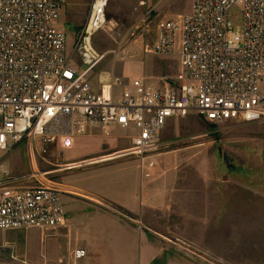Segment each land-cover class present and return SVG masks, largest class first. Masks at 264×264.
I'll list each match as a JSON object with an SVG mask.
<instances>
[{
    "label": "built area",
    "instance_id": "built-area-1",
    "mask_svg": "<svg viewBox=\"0 0 264 264\" xmlns=\"http://www.w3.org/2000/svg\"><path fill=\"white\" fill-rule=\"evenodd\" d=\"M65 3L0 0V232L45 233L67 226L66 185L38 172L37 186H11L5 160L27 139L49 145L57 129L71 137L91 128L105 134L136 131L128 150L62 167L71 170L116 157L143 159L169 145L161 137L172 121L192 115L212 124L264 123V0H193L186 15L161 20L141 1V35H154L153 42L143 44L144 55L177 56L180 70L159 89L144 78L124 84L110 77L99 90L90 74L106 54L95 49V37L120 31L121 24L109 18V0H93L74 45L82 68L69 54L67 33L60 27ZM235 8L242 15L239 32L230 19ZM125 36H135V29ZM114 53L121 59L127 55ZM86 257L85 249L74 252L76 261Z\"/></svg>",
    "mask_w": 264,
    "mask_h": 264
},
{
    "label": "rangeland",
    "instance_id": "rangeland-1",
    "mask_svg": "<svg viewBox=\"0 0 264 264\" xmlns=\"http://www.w3.org/2000/svg\"><path fill=\"white\" fill-rule=\"evenodd\" d=\"M109 1L108 16L121 24V30L115 33L101 31L95 37V49L100 54H106V58L90 74L92 84L99 89L102 76L118 77L124 84H128L125 80L133 81V76L142 72L141 64L149 61V55L143 53V44L148 39L149 42H153L154 35L148 39L141 35L142 26L139 24L145 11L139 7L141 1H145L148 7L154 9V19L161 20L178 19L186 15L193 0ZM92 2L93 0H66L60 21V27L67 33L68 52L82 68L85 67L74 53V45L88 20ZM230 19L234 30L239 32L242 26L240 10L233 9ZM132 29H135V36H127L126 39V33ZM120 50L127 52L124 59L114 53ZM168 61L170 72H177L175 66L177 56L169 57ZM127 66H130V69H127ZM144 79L147 81V78ZM53 132L56 135L55 142L45 145L39 139H27L6 158L5 167L9 172L8 179L12 187L17 189L35 187L40 180L35 174L49 173L42 177L68 187L67 191L70 194L65 195L63 202L69 217L70 198L73 197L126 221L141 234H146L148 243L156 248L151 254V264H181L185 260L192 264H251L254 263V255L258 257L261 249H264V222L261 221V218L264 219V123L212 124L197 115H192L169 124L161 137V140L169 142V145L147 153L143 159L136 158L139 163L142 161L146 163L148 160L145 158H152L148 166L146 165L150 170L145 173L149 178V186L157 189L156 194L161 188L165 190L171 188L175 194L176 188H180L183 183H187L189 187L194 186L198 177V180L205 184L204 199L215 203L219 198L225 205L221 208L222 213L223 210L227 212L228 203L234 202L236 208L245 206L247 212H251V217L253 215L257 217L256 223L247 221L245 228L243 222L238 220L237 213L235 232L228 227L225 236H222L223 225L229 226L226 220L227 213L219 218L215 216L216 228L211 230L209 236L203 238L196 235L186 238L181 236L178 229L173 233L163 227L153 228L142 214L127 213L103 199L71 190V170H63L62 167L71 165V156L87 148L86 141L78 138L85 135L71 137V134L61 129ZM127 141L128 139L122 136L112 140L113 143L121 145ZM44 150L47 152L44 153ZM125 159L128 158L104 164ZM144 168L146 169L145 164L141 165L142 174ZM185 168L186 173H181ZM157 175L161 177L154 180ZM208 184H211L209 190ZM176 216L178 217V214H174V217ZM260 224L263 225V231L259 227ZM219 227L221 229H217ZM60 231L61 235L58 234ZM79 242L73 240V244ZM76 249L77 247L71 249L69 220L66 227L52 232L43 233L36 229L0 232V264H85L74 261Z\"/></svg>",
    "mask_w": 264,
    "mask_h": 264
},
{
    "label": "crops",
    "instance_id": "crops-1",
    "mask_svg": "<svg viewBox=\"0 0 264 264\" xmlns=\"http://www.w3.org/2000/svg\"><path fill=\"white\" fill-rule=\"evenodd\" d=\"M148 57H150L148 58L149 61L141 64L142 72L134 75V80L142 77L147 78L146 82L148 84L159 89L165 86L166 81L174 79L180 70L181 65L178 57L175 65L177 72L175 73H171L169 70V57L161 58L156 55H149ZM124 64L122 65L123 67ZM127 69H130V66H127ZM165 77L170 78L164 80L163 78ZM125 81L128 83L132 82L130 79ZM93 87L99 90L94 85ZM121 92V88L116 90V94ZM135 134L136 131L134 130H117L110 134H105L99 129L91 128L84 137H78L86 141L87 148L71 156V166L123 153L132 146V138ZM120 136L127 138V143L121 145L112 142L113 139ZM122 158L128 159L108 164L104 163L113 160L97 163L93 164L96 167L91 168H87V166H85L86 168L71 167V183L68 182L71 184V190L88 193L103 199L106 203L114 205L127 213L142 214L147 223L153 228L159 229L163 227L166 231L173 233H176L178 229L181 236L186 238L192 235H196L199 238L209 236L211 230L216 228L214 227L215 216L219 218L226 213L228 216L226 220H228L229 226L223 225L222 236H225V230L228 227L235 232L237 213L239 214L238 220L243 222L245 228L247 227V221L248 223L257 222V217L254 215L251 217V212L248 213L245 206L236 208V203L234 202L232 204L228 203L227 212L225 213L223 210L222 213L221 208H224V203L220 202L219 198L215 203L205 200V184L202 180H198V177H196L194 186L189 187L187 183H183L180 188H176L175 194L171 188H167V190L161 188L158 195L156 194L157 189L149 186V178H147V173H145L150 170L147 166L152 158H145L148 160L146 163L143 161L139 163V160L134 157H116L114 160ZM144 164L146 169L144 168L145 170L142 174L140 167ZM184 170L181 173H186L187 169L185 168ZM165 173L166 171L163 172V174ZM159 177L161 175L155 176L154 180ZM210 188L211 184H208L207 190ZM215 190L217 195H219L218 190ZM70 200L71 216H67L71 223V249L77 247V249H85L87 251L85 259L76 261L73 256L74 261L85 262V264L152 263L151 254L156 248L148 243L146 234H141L126 221L98 207H94L86 201L74 199L73 197ZM174 214H178V217H174ZM218 218L216 219L218 220ZM261 221L264 222V219L261 218ZM262 226L261 224L259 226L261 231H263ZM58 234L61 235L62 231ZM73 240L80 242L73 244ZM253 262L251 264H264V249H261L258 257L254 255ZM181 264L192 263L189 260H185Z\"/></svg>",
    "mask_w": 264,
    "mask_h": 264
},
{
    "label": "bare ground",
    "instance_id": "bare-ground-1",
    "mask_svg": "<svg viewBox=\"0 0 264 264\" xmlns=\"http://www.w3.org/2000/svg\"><path fill=\"white\" fill-rule=\"evenodd\" d=\"M109 80H110V76H102L101 80H100V83L101 84H107ZM106 95H108V88H106ZM112 159L114 160L116 158H111V160ZM104 161H106V160H104Z\"/></svg>",
    "mask_w": 264,
    "mask_h": 264
}]
</instances>
